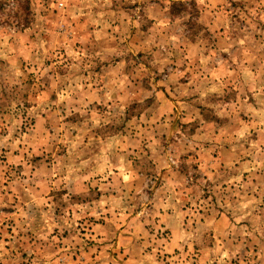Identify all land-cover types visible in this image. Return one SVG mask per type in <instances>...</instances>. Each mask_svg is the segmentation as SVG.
Here are the masks:
<instances>
[{"label": "rangeland", "instance_id": "1", "mask_svg": "<svg viewBox=\"0 0 264 264\" xmlns=\"http://www.w3.org/2000/svg\"><path fill=\"white\" fill-rule=\"evenodd\" d=\"M167 3L0 0V264H264V3Z\"/></svg>", "mask_w": 264, "mask_h": 264}, {"label": "clouds", "instance_id": "2", "mask_svg": "<svg viewBox=\"0 0 264 264\" xmlns=\"http://www.w3.org/2000/svg\"><path fill=\"white\" fill-rule=\"evenodd\" d=\"M21 2H23V0H21ZM102 2L105 5H110L112 3V0H102ZM178 2H181V0H178ZM184 2H187V0H184ZM262 3H264V0H262ZM161 4H163L165 7L170 6L168 5L167 0H160L159 4L155 3V0H147V7L142 6L139 8H135L130 12V14L134 16L137 20H139L142 25L147 26V21L145 20V17L148 15V11L152 9H160ZM205 4H206V0H196L197 7L205 6ZM189 7H191L190 4ZM262 12H264V10H261L255 14L257 17V23H259V17L261 16ZM165 19L171 20V18L167 16L165 17ZM178 19L181 21L179 26L184 28L185 32H188L189 31L188 26L183 23V16L179 17ZM5 20L8 21L7 25H4ZM0 25H4V27H7L10 32L14 33L15 31H18L17 25H20L21 27L23 26V21L17 19L15 17L14 10L12 8H9L6 13L0 14ZM176 26L177 25L171 22L165 25V27L168 29L167 35L169 36V40L173 44L179 42L178 34L172 31ZM0 31H3V28H0ZM258 99L264 102V96H259ZM213 100L214 98L209 97L205 100V104L211 103L213 102ZM2 249H3V243L0 242V250ZM0 254H2V252H0Z\"/></svg>", "mask_w": 264, "mask_h": 264}, {"label": "crops", "instance_id": "3", "mask_svg": "<svg viewBox=\"0 0 264 264\" xmlns=\"http://www.w3.org/2000/svg\"><path fill=\"white\" fill-rule=\"evenodd\" d=\"M169 1L170 0H167V2H169ZM224 1H227V0H207L206 5H207V7H209V10H210V9H213L214 7L219 6ZM232 1H237V0H232Z\"/></svg>", "mask_w": 264, "mask_h": 264}]
</instances>
